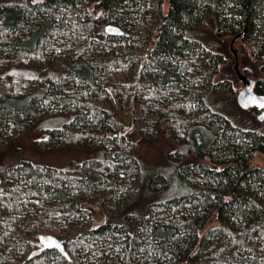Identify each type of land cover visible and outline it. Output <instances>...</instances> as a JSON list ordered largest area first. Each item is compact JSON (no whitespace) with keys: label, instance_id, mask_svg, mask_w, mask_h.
I'll return each mask as SVG.
<instances>
[{"label":"trees","instance_id":"trees-1","mask_svg":"<svg viewBox=\"0 0 264 264\" xmlns=\"http://www.w3.org/2000/svg\"><path fill=\"white\" fill-rule=\"evenodd\" d=\"M207 13L218 37L242 33L264 60V0H0V143L59 115L72 119L50 130L47 146L58 136L94 142L71 169L0 168V264H264V166L253 164L264 126H238L213 106L235 91L215 81L223 56L205 48L215 63L205 62L187 35ZM254 89L264 95V80ZM129 97L133 128L119 132L110 102ZM159 135L171 150L148 174L140 146ZM206 158L213 166L193 161ZM42 234L67 239L68 256L30 258Z\"/></svg>","mask_w":264,"mask_h":264},{"label":"rangeland","instance_id":"rangeland-1","mask_svg":"<svg viewBox=\"0 0 264 264\" xmlns=\"http://www.w3.org/2000/svg\"><path fill=\"white\" fill-rule=\"evenodd\" d=\"M165 7L162 10H165ZM160 10L161 8L159 6H155L152 8L150 14L157 16ZM216 28L215 19L207 13L204 16V22L193 27V29L187 33L192 41L204 45L203 53L201 52L200 55L205 62L210 61L211 64L215 63L207 57L205 48L220 53L223 56L224 62L220 64L215 81L229 80L235 93L215 96L211 98V102L213 103V106H215L216 103L222 110L225 109L228 111V115L238 126L250 127L261 131L264 122L258 120V112L253 114L249 108L247 109L239 103L238 94L245 89V84L238 75V71L252 80H264V60H255L251 55L249 48L243 42V39L239 38L235 40L236 34L218 37L216 35ZM129 29V32H133L135 27H130ZM141 38L143 39V37ZM143 47L147 48V44H144ZM54 54H56V58L58 57L60 61H62L64 57L66 58L69 56V54L62 51H55ZM97 54L104 57L108 55V52L104 49L98 51ZM179 96V94L173 95V97ZM166 99L167 98H164L162 101H166ZM115 101L116 102L111 100L110 107L115 108L117 106L114 112L118 117L119 132H125L129 129L131 130L133 128V122L130 107L132 106L133 98L129 97V99H124L119 103L117 100ZM154 113L166 117V114L162 112L161 109H158V111ZM71 119L72 115H59L56 117L43 118L41 121H38L31 126L29 130L23 132V135L20 138L8 143H0V168L20 161H31L59 169H71L77 163H81L85 159L92 157L94 153H92L91 149L94 142H91L90 140L84 141L80 147H73L66 144L62 136L53 139L55 146L52 144H48L47 146L45 143L50 138V130L62 127L64 123ZM140 135L142 136L139 129H135L132 137L135 139L139 138ZM170 150L171 146L169 144V139L168 136L165 135H159L154 140L141 144V157L146 164L145 170L148 174L160 172L163 169V161ZM193 161H199L204 165L213 166L208 158L203 160L195 159ZM253 164L264 166V156L258 154L254 159ZM137 180L138 178L136 177L131 179L132 182H136ZM127 198L128 193L124 192L121 198H117L118 200H116V203L119 204L120 201L124 203ZM93 209V222L94 224H100L105 219L103 209L98 203L93 204ZM35 248L36 246L33 250Z\"/></svg>","mask_w":264,"mask_h":264},{"label":"water","instance_id":"water-1","mask_svg":"<svg viewBox=\"0 0 264 264\" xmlns=\"http://www.w3.org/2000/svg\"><path fill=\"white\" fill-rule=\"evenodd\" d=\"M37 2H43L45 0H35ZM106 31L114 36L121 35L123 30L114 24H109L106 26ZM242 33L235 36V40L241 38ZM238 75L245 84V89L238 94L239 103L242 104L245 108H256L259 113L257 115L258 120L264 122V95L258 94L255 91V80L250 79L249 77L244 76L241 72L238 71ZM0 190H3L0 187ZM67 239H61L54 235H39L38 240L36 241V248L30 254V258L40 256L47 250H57L62 255L68 256L66 250Z\"/></svg>","mask_w":264,"mask_h":264},{"label":"snow or ice","instance_id":"snow-or-ice-1","mask_svg":"<svg viewBox=\"0 0 264 264\" xmlns=\"http://www.w3.org/2000/svg\"><path fill=\"white\" fill-rule=\"evenodd\" d=\"M262 106H264V105H262Z\"/></svg>","mask_w":264,"mask_h":264},{"label":"flooded vegetation","instance_id":"flooded-vegetation-1","mask_svg":"<svg viewBox=\"0 0 264 264\" xmlns=\"http://www.w3.org/2000/svg\"><path fill=\"white\" fill-rule=\"evenodd\" d=\"M107 26V25H106Z\"/></svg>","mask_w":264,"mask_h":264}]
</instances>
